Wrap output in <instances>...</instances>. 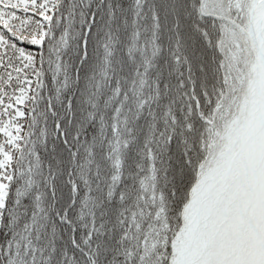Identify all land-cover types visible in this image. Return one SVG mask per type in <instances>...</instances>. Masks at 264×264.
Masks as SVG:
<instances>
[{"label": "snow or ice", "instance_id": "1", "mask_svg": "<svg viewBox=\"0 0 264 264\" xmlns=\"http://www.w3.org/2000/svg\"><path fill=\"white\" fill-rule=\"evenodd\" d=\"M0 264H264V0H0Z\"/></svg>", "mask_w": 264, "mask_h": 264}]
</instances>
